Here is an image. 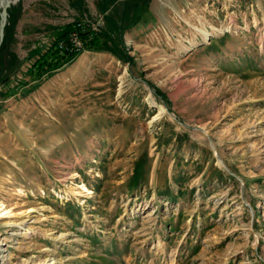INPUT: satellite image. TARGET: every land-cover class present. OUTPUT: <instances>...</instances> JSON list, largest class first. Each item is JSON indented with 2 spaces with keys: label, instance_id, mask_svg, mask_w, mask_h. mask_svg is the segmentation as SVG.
Returning a JSON list of instances; mask_svg holds the SVG:
<instances>
[{
  "label": "rangeland",
  "instance_id": "rangeland-1",
  "mask_svg": "<svg viewBox=\"0 0 264 264\" xmlns=\"http://www.w3.org/2000/svg\"><path fill=\"white\" fill-rule=\"evenodd\" d=\"M120 2L4 11L0 264H264V0H148L127 60L79 35Z\"/></svg>",
  "mask_w": 264,
  "mask_h": 264
},
{
  "label": "trees",
  "instance_id": "trees-1",
  "mask_svg": "<svg viewBox=\"0 0 264 264\" xmlns=\"http://www.w3.org/2000/svg\"><path fill=\"white\" fill-rule=\"evenodd\" d=\"M117 1L118 0H104L105 6L102 7V12L105 13L106 10ZM147 2L148 0H121L120 4L123 5L122 9L119 10L117 5H115L112 11L113 13L108 12L104 14V26L100 27L98 31H92L88 28H85L83 31L80 29L79 35L85 39L84 47L109 50L120 60L129 59L130 56L125 49L126 45L124 43L123 31L139 20L138 18L142 11L148 7ZM77 23L78 22L62 27L56 34L57 41L67 38L71 33L70 31L78 27ZM67 45L68 49L66 51L70 53L58 54L59 58L56 62L47 61L45 66L41 64L43 67L38 69L40 74L45 72L50 73L51 69H56L61 66V64L63 65L77 56L79 49L73 48L70 44Z\"/></svg>",
  "mask_w": 264,
  "mask_h": 264
},
{
  "label": "bare ground",
  "instance_id": "bare-ground-1",
  "mask_svg": "<svg viewBox=\"0 0 264 264\" xmlns=\"http://www.w3.org/2000/svg\"><path fill=\"white\" fill-rule=\"evenodd\" d=\"M17 0H0V32H3V27L5 24V16H6V12L5 9H7L12 3L14 4V2ZM2 28V30H1ZM79 49V48H76Z\"/></svg>",
  "mask_w": 264,
  "mask_h": 264
},
{
  "label": "built area",
  "instance_id": "built-area-1",
  "mask_svg": "<svg viewBox=\"0 0 264 264\" xmlns=\"http://www.w3.org/2000/svg\"><path fill=\"white\" fill-rule=\"evenodd\" d=\"M80 26H82L81 23H79ZM67 44H70L73 48H79L80 46L78 44H80V41L79 39L76 38V36H73L72 38H67L62 44V45H66L68 46ZM60 46V47H61ZM64 48V47H63Z\"/></svg>",
  "mask_w": 264,
  "mask_h": 264
},
{
  "label": "water",
  "instance_id": "water-1",
  "mask_svg": "<svg viewBox=\"0 0 264 264\" xmlns=\"http://www.w3.org/2000/svg\"><path fill=\"white\" fill-rule=\"evenodd\" d=\"M8 17H9V12L7 11V12H6V16H5V23H7V19H8ZM1 30H2V28H1ZM2 36H3V32H0V37H1V39H0V44H1V42H2Z\"/></svg>",
  "mask_w": 264,
  "mask_h": 264
},
{
  "label": "crops",
  "instance_id": "crops-1",
  "mask_svg": "<svg viewBox=\"0 0 264 264\" xmlns=\"http://www.w3.org/2000/svg\"><path fill=\"white\" fill-rule=\"evenodd\" d=\"M61 27V26H60Z\"/></svg>",
  "mask_w": 264,
  "mask_h": 264
}]
</instances>
